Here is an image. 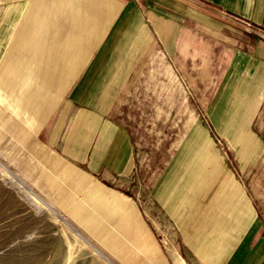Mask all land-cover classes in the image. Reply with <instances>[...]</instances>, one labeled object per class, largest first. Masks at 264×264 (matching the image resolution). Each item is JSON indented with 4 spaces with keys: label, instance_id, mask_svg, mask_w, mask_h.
<instances>
[{
    "label": "crops",
    "instance_id": "0c3cea01",
    "mask_svg": "<svg viewBox=\"0 0 264 264\" xmlns=\"http://www.w3.org/2000/svg\"><path fill=\"white\" fill-rule=\"evenodd\" d=\"M40 1L0 0L1 65L28 3ZM90 1L96 4L73 8L60 20L74 28L64 33H86L79 47L85 57L59 64L60 79L73 82L67 93L49 95L55 104L45 103L44 116L28 123L23 112L0 103L22 129L47 131L44 147L59 162L41 175L49 178L41 189L50 205L40 199L75 234L62 227L65 244L60 250L57 241L51 245V257L63 258L66 251V259L72 245L70 264L87 258V264H154L159 244L153 227L131 196L113 185L133 161V140L121 117L123 101L160 51L166 64L171 61L182 73L200 74L204 61L211 80L220 73L207 114L216 135L254 173L257 204L225 165L213 139L211 151L230 170L231 187L245 202L240 216L233 217L232 208L220 200L224 189L188 186L182 166L175 176H167L174 169L163 172L153 194L198 264H264V42L249 35L250 28L264 33V0ZM222 124L233 130V144L218 128ZM171 257L175 264H186L179 254L171 252Z\"/></svg>",
    "mask_w": 264,
    "mask_h": 264
},
{
    "label": "rangeland",
    "instance_id": "374dc122",
    "mask_svg": "<svg viewBox=\"0 0 264 264\" xmlns=\"http://www.w3.org/2000/svg\"><path fill=\"white\" fill-rule=\"evenodd\" d=\"M91 4L96 3L90 0L28 3L25 16L4 53L3 65L0 64V103L16 114L23 112L27 123L36 116H44L45 103L55 104L56 99L49 95H64L72 86V81L60 79L59 64L85 57L87 52L79 47L86 33H64L74 28L67 29L60 20L71 9ZM108 29L106 25V33ZM249 32L256 42H264V33L252 28ZM152 57L153 64L133 83L122 104L121 117L133 140V161L129 172L113 186L131 196L153 227L159 244L154 250V264H175L171 252L182 256L186 264H198L187 254L176 224L155 198L152 191L155 184L163 172L174 169L167 176H175L177 168L182 166L186 174L184 182L191 188L202 185L206 190L224 189L219 192L220 200L227 208H232L228 213L237 218L245 210V202L231 187L230 170L257 204L251 186L254 173L249 174V169L238 160L237 150L230 149L216 135L209 121L207 109L220 73H214L211 80L207 61L200 74H190L187 70L180 72L171 61L166 64L160 51ZM222 67L219 65L217 71ZM225 125L218 128L227 132L231 137L228 141L233 144L234 132ZM40 131L22 129L0 105V264H70L72 260V245L66 259V251L63 258L51 257V245L55 246L57 241V250H60L65 244L66 236L61 235L60 229L66 228L69 234L74 232L42 201L50 205L41 189V184L48 185L49 178L41 175H48V170L55 169L59 162L52 151L44 147L47 131L41 134ZM212 139L230 170L217 152L211 151ZM170 186L174 189L177 182ZM227 216L225 210L222 218ZM73 238L77 245L79 239ZM52 253L55 252L52 250ZM88 261L89 258L83 264Z\"/></svg>",
    "mask_w": 264,
    "mask_h": 264
},
{
    "label": "bare ground",
    "instance_id": "6f19581e",
    "mask_svg": "<svg viewBox=\"0 0 264 264\" xmlns=\"http://www.w3.org/2000/svg\"><path fill=\"white\" fill-rule=\"evenodd\" d=\"M36 200L41 204V205H43L42 204V202L41 201H39L37 198H36ZM45 204V203H44ZM44 206V205H43ZM46 207H47V205H46ZM50 210V209H49Z\"/></svg>",
    "mask_w": 264,
    "mask_h": 264
}]
</instances>
